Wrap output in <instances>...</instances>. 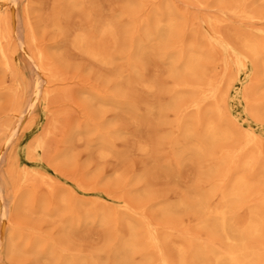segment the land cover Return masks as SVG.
I'll list each match as a JSON object with an SVG mask.
<instances>
[{
  "label": "rangeland",
  "instance_id": "rangeland-1",
  "mask_svg": "<svg viewBox=\"0 0 264 264\" xmlns=\"http://www.w3.org/2000/svg\"><path fill=\"white\" fill-rule=\"evenodd\" d=\"M198 1L0 0L7 31L0 54V264H116L130 221L140 241L146 224L162 239L173 237L172 225L196 230L195 217L162 211L182 197L197 199L214 180L197 161L173 157L182 125L177 116L194 111H150L169 103L176 91L169 56L197 37L208 50L214 34L208 17L221 20L219 30L238 52L243 50L235 32L264 39V0ZM239 4L253 18L228 9ZM167 14L176 24L160 53L137 60V46L146 42L143 31ZM105 22L115 25L118 36L111 67L74 46L80 34L102 35ZM216 50L209 53L208 73L223 75L226 122L238 139L252 130L264 146V109H257L264 98L261 68L250 60L225 72L217 61L228 53ZM136 72L154 90L126 81ZM184 79L192 87L180 105L199 82ZM211 106L207 102L202 110ZM245 214L241 210L239 218ZM163 246L174 264L171 245ZM133 262L146 264L141 254Z\"/></svg>",
  "mask_w": 264,
  "mask_h": 264
},
{
  "label": "bare ground",
  "instance_id": "bare-ground-1",
  "mask_svg": "<svg viewBox=\"0 0 264 264\" xmlns=\"http://www.w3.org/2000/svg\"><path fill=\"white\" fill-rule=\"evenodd\" d=\"M228 9L240 16L253 18L241 4ZM207 23L212 26L214 33L207 41L210 48L206 50L201 46L197 37L185 50L180 47L172 51L169 56V75L177 80L176 91L172 92L169 103L150 110L160 116L168 111L175 112V115L180 110L194 111V115L188 118L177 116L182 125L174 135L173 157L176 162L181 159L193 163L197 161L201 168H205L208 178L214 180L197 199L182 197L175 206H166L162 211L168 215L184 213L195 217L196 230L172 225L168 232L173 237L162 239L156 230L146 224L145 236L140 241L138 229L130 221L127 224V237L116 251V264H135L133 258L136 254L144 256L146 264H152V253L157 258L156 264H173L164 250L165 243L172 247L174 264H264V146L259 135L252 130L244 131L242 139L236 137L234 127L225 118L223 75L208 73L209 53H217L216 47L224 48L227 56L217 61L224 65V71L228 70L226 66L234 65L239 69L246 67L250 60L254 61L255 66L261 68L263 78L258 82V87L264 93V39L235 32V41L243 50L238 52L219 30V18L208 17ZM175 24L176 18L171 14L156 17L153 29L147 26L143 31L146 42L137 46V60L139 57L149 59L157 55L173 33ZM100 31L102 35L96 39L86 33L80 34L74 46L102 65L111 67L114 64L112 52L118 41L117 30L113 23L105 22ZM4 35H7V31L0 19L1 55L5 54L1 45ZM182 78L199 81L195 86L196 91L184 105H180V100L192 84ZM126 81L148 90H154L155 87L140 72ZM105 100L99 99L100 105L105 104ZM207 102H212L213 106L204 112L202 107ZM258 105L257 109H264V98ZM133 121L140 124L135 117ZM258 168L262 171L260 178L257 176ZM232 170L235 171L231 177ZM258 184L260 187H257ZM212 200L216 203L213 204ZM243 209L246 216L239 218V212ZM102 222L106 223V219ZM65 264L73 263L66 261Z\"/></svg>",
  "mask_w": 264,
  "mask_h": 264
}]
</instances>
